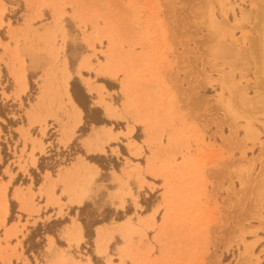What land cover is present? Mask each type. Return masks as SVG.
Segmentation results:
<instances>
[{
	"label": "rangeland",
	"instance_id": "obj_1",
	"mask_svg": "<svg viewBox=\"0 0 264 264\" xmlns=\"http://www.w3.org/2000/svg\"><path fill=\"white\" fill-rule=\"evenodd\" d=\"M0 107V264H264V0H0Z\"/></svg>",
	"mask_w": 264,
	"mask_h": 264
},
{
	"label": "bare ground",
	"instance_id": "obj_2",
	"mask_svg": "<svg viewBox=\"0 0 264 264\" xmlns=\"http://www.w3.org/2000/svg\"><path fill=\"white\" fill-rule=\"evenodd\" d=\"M245 1V0H244ZM243 25V24H242ZM241 25V26H242ZM64 61V60H63ZM65 65H66V63H65ZM19 78H21V82H20V85H21V90H22V92H23V90H25L28 86H27V80L25 79V77L24 76H22V77H19ZM68 79V78H67ZM65 88H66V90H67V88L69 87V85L67 84V82L65 83ZM63 86H64V84H63ZM68 86V87H67ZM96 88L95 87H91V88H89V92H93L94 90H95ZM67 96H68V99H69V101L71 102V104L73 105V109L72 110H74V112L76 113V115H77V117H78V119H80V123H81V115L83 114L82 113V111H81V109L79 108V107H77L75 104H73V102H72V99H71V95H70V93H69V91H67ZM67 99V100H68ZM70 104V105H71ZM165 105H167V104H165ZM166 106H164V108H165ZM169 109L168 110H170V105H169V107H168ZM166 109L167 108H165V111H166ZM163 112V111H162ZM166 114V113H165ZM168 115V114H167ZM166 117V116H165ZM79 121V120H78ZM249 128H250V130L252 129L251 128V126L249 125ZM249 129H248V131H250ZM253 130V129H252ZM259 158V157H258ZM95 169V171H97L98 169L97 168H94ZM80 200H82L81 198H80ZM80 200H79V203H80ZM2 208H3V213L6 215V214H8V205H7V201H6V198H5V196H3L2 197ZM79 228L81 229V225L80 224H77V226L75 227V237H74V240L76 241V242H79V240L81 239L80 237V232H79ZM79 232V233H78ZM110 240V238H109V234L107 233V236L104 238V239H102V241L100 242V245H99V253H101V252H104V251H106V249H107V243H108V241Z\"/></svg>",
	"mask_w": 264,
	"mask_h": 264
},
{
	"label": "trees",
	"instance_id": "obj_3",
	"mask_svg": "<svg viewBox=\"0 0 264 264\" xmlns=\"http://www.w3.org/2000/svg\"><path fill=\"white\" fill-rule=\"evenodd\" d=\"M71 94H72V97L75 101V103L79 106V108L83 111L84 115H85V121L89 120L88 118V108L87 106L90 105V102H89V97L88 95L85 93V91L83 89H81V92H79V97L82 99H87V105L83 104L82 101H80L79 97H76L74 91L72 90L71 91ZM95 112V111H94ZM0 116H3L4 117V112H3V109L0 107ZM8 122H12L11 120H8ZM89 124H93V125H102L104 124V121L100 120L99 119H91L89 121H87ZM73 152V151H72ZM46 159L45 158H40V163H39V169L40 171H44V167H43V161H45ZM90 161L94 162L92 159H90ZM13 204V203H12ZM12 214H13V211H12ZM82 225L84 227V231H85V236L86 238H88V230H87V225L85 223V221H82ZM41 227H38L34 233L37 231V230H40ZM49 233V232H48ZM51 234V233H49Z\"/></svg>",
	"mask_w": 264,
	"mask_h": 264
},
{
	"label": "crops",
	"instance_id": "obj_4",
	"mask_svg": "<svg viewBox=\"0 0 264 264\" xmlns=\"http://www.w3.org/2000/svg\"><path fill=\"white\" fill-rule=\"evenodd\" d=\"M98 85H102V84H98ZM69 91V90H68ZM70 93V92H69ZM86 93L87 94H89L87 91H86ZM70 95H71V93H70ZM88 97H89V95H88ZM71 99H72V102H73V104H75L77 107H79L75 102H74V100H73V97H72V95H71ZM89 100L90 101H93L90 97H89ZM73 106V105H72ZM82 111V110H81ZM83 115V114H82ZM82 115H81V121H82ZM87 164V163H86ZM88 165V164H87ZM89 167H91L94 171H95V169L94 168H97L96 166H93V165H88ZM98 169V168H97ZM99 170V169H98ZM77 224H79V223H76V225H75V227L77 226ZM75 227H74V231H73V239H74V237H75ZM79 232H80V240H79V242H76L77 244H79V243H81L82 241H83V230H82V227H81V229L79 228ZM78 232V233H79ZM99 238H98V252H99V245H100V242L102 241V239H104L107 235L105 234L104 236H102L101 237V234H99ZM109 242V241H108ZM107 246V248H108V243L106 244ZM107 252V249H106V251H104V252H101L102 254H104V253H106ZM19 262V261H18ZM23 263V262H22Z\"/></svg>",
	"mask_w": 264,
	"mask_h": 264
}]
</instances>
